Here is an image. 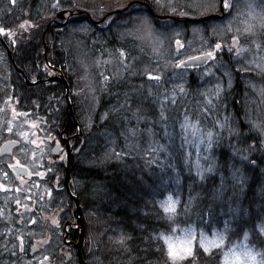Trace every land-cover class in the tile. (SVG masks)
Listing matches in <instances>:
<instances>
[{"label": "trees", "instance_id": "obj_1", "mask_svg": "<svg viewBox=\"0 0 264 264\" xmlns=\"http://www.w3.org/2000/svg\"><path fill=\"white\" fill-rule=\"evenodd\" d=\"M232 1L189 22L220 0H0L39 81L0 41V148L19 143L0 155V264H80L64 139L87 264H264V0Z\"/></svg>", "mask_w": 264, "mask_h": 264}, {"label": "water", "instance_id": "obj_2", "mask_svg": "<svg viewBox=\"0 0 264 264\" xmlns=\"http://www.w3.org/2000/svg\"><path fill=\"white\" fill-rule=\"evenodd\" d=\"M221 11L223 13V5H221ZM151 13L153 15L156 16V14L153 13V11L151 10ZM65 12H61L57 15L58 18L60 19H64ZM213 16H207V17H203V18H198V19H187V21L189 22H198V21H202V20H206V19H210ZM163 18V17H160ZM0 41L2 42V44L5 46L6 50H7V54L9 59L11 60V62L13 63V65L15 66V68L17 69V71L26 79V83L28 85H34V84H38L39 82H31L27 79V76L25 75V73L19 69L16 64H15V60L13 57V52L11 51V49L9 48V46L6 44L5 41H3L0 38ZM235 43H237V40H234ZM177 49H180V43H177ZM212 55L209 54H204V55H198V56H194L191 58L186 59L185 61H183L182 63H180V65L178 66L179 68H189V67H201L203 65H205L209 60H211ZM48 81L53 82V81H59L62 82L65 87H66V101L68 104V108H69V117L73 118V121L75 123V126L78 127V122L74 116V111H73V107L70 101V94H71V90L70 87L68 85L67 80L65 79V77L63 75L60 76H53L50 77L48 79ZM41 82V81H40ZM66 143H67V160H66V165H65V177H64V186L66 191L68 192L69 196L71 197V199L74 201L75 206H76V215H77V221L76 224L79 225V228L81 230L80 232V241L78 244H76L77 247V253H78V258H79V262L80 264H87L84 257H83V252H82V238H83V233H84V221H83V217H82V208L79 204V200L77 198V196L72 192L71 188H70V182H71V153H72V149L70 146V139H65ZM18 145V142H6L2 145V147L0 148V154H11L12 149ZM60 150H61V145H57L54 149L53 152V156L52 159L53 161H57L60 158ZM14 171L16 173L17 176L24 178L27 174H28V169L22 166H15L14 167Z\"/></svg>", "mask_w": 264, "mask_h": 264}, {"label": "rangeland", "instance_id": "obj_3", "mask_svg": "<svg viewBox=\"0 0 264 264\" xmlns=\"http://www.w3.org/2000/svg\"><path fill=\"white\" fill-rule=\"evenodd\" d=\"M227 2H228V4L230 5L228 8H225L224 7V0H220V3H219V6H220V8H221V5H223V13H222V11H220V13H217V14H215L216 16H214V17H216L217 19H220V20H222V21H226V17H225V15H226V11L231 7V3L233 2L232 0H227ZM193 19H195V18H193ZM13 35H15V34H13ZM237 44V43H236ZM235 44V45H236ZM183 44H180V48H183ZM217 47H218V45H217ZM242 51H244V50H242ZM209 53H212V52H209ZM213 54V53H212ZM55 76H60L59 75V73L57 74V75H55ZM71 95V94H70ZM14 112V111H13ZM22 132H24V131H22ZM21 152L24 154L25 152H23V150L21 149ZM1 156H5L6 154H0ZM71 155H72V153H71ZM64 156H61V154H60V160L63 158ZM59 160V161H60ZM57 162V161H56ZM19 163V161H15V164L13 165V166H16L17 164ZM25 167H27L28 168V170H29V174L27 175V179L26 180H24V179H22V178H19V177H16L17 178V183H19L20 185H25L26 184V181L28 180V179H30L32 176H33V172H34V169H30L27 165L25 166ZM41 177H44L45 176V172L44 171H41V172H39L38 173ZM77 227L79 228V225H77ZM36 249L37 250H39L40 249V247H36ZM65 250L66 251H63V254H64V256H66V255H68L69 256V254L71 253L70 251V248H67L66 246H65ZM46 261V260H45Z\"/></svg>", "mask_w": 264, "mask_h": 264}, {"label": "flooded vegetation", "instance_id": "obj_4", "mask_svg": "<svg viewBox=\"0 0 264 264\" xmlns=\"http://www.w3.org/2000/svg\"><path fill=\"white\" fill-rule=\"evenodd\" d=\"M71 141V140H70ZM61 145H62V148H61V150H63V148L67 145V143H66V141H65V139H64V141H62V143H61ZM72 148V147H71ZM67 150V149H66ZM72 150H73V148H72ZM72 153H73V151H72ZM67 157V156H66ZM60 160V159H59ZM59 160H57V161H59ZM66 160H67V158H66ZM28 209V208H27ZM73 229V230H72ZM67 230L68 231H66L67 232V234H66V238L68 239L69 238V236L72 234V233H74V232H80V229L78 230V227H77V225H75V220L74 221H71V222H68V224H67ZM71 230V231H70ZM80 234V233H79ZM79 241V240H78ZM69 242H71V241H69ZM73 242V241H72ZM79 243V242H78ZM78 243H73L74 244V246H75V248H76V250H77V247H76V244H78ZM36 250V249H35ZM69 256H70V254H69Z\"/></svg>", "mask_w": 264, "mask_h": 264}, {"label": "snow or ice", "instance_id": "obj_5", "mask_svg": "<svg viewBox=\"0 0 264 264\" xmlns=\"http://www.w3.org/2000/svg\"><path fill=\"white\" fill-rule=\"evenodd\" d=\"M230 5L228 4V2H227V0H224V7L225 8H228ZM209 55H211V53H209ZM168 209H166V211H167ZM166 240H167V238H166ZM169 253H170V255H175L176 253L174 252V249H173V246L171 245V244H169Z\"/></svg>", "mask_w": 264, "mask_h": 264}, {"label": "bare ground", "instance_id": "obj_6", "mask_svg": "<svg viewBox=\"0 0 264 264\" xmlns=\"http://www.w3.org/2000/svg\"><path fill=\"white\" fill-rule=\"evenodd\" d=\"M2 147V146H1ZM43 244H45V241H43Z\"/></svg>", "mask_w": 264, "mask_h": 264}]
</instances>
